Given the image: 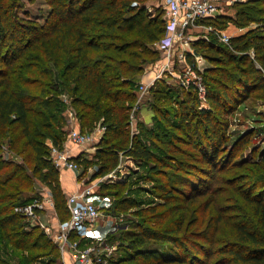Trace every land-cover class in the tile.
<instances>
[{
  "label": "trees",
  "instance_id": "obj_1",
  "mask_svg": "<svg viewBox=\"0 0 264 264\" xmlns=\"http://www.w3.org/2000/svg\"><path fill=\"white\" fill-rule=\"evenodd\" d=\"M160 1L0 0V264H36L53 253L47 264H63L51 237L15 211L43 197L42 184L57 217L70 216L61 172L51 160V145L63 147L67 140L62 119L69 102L62 95L83 132L104 128L94 159L74 158L85 172L95 166L92 179L117 170L122 155L141 164L153 160L146 181L175 172L150 192L155 202L124 195L125 182L101 184V194L115 196V214L132 210L138 217L102 242L118 250L107 264H264V146L234 159L249 136L226 150L229 121L223 119L250 97L264 101V0L236 3L234 22L256 27L229 44L214 32L191 41L194 52L214 64L203 71L206 105L197 91L182 89L180 120L173 124L181 134L168 136V146L154 153L143 134L161 139L159 131L141 121L143 130L133 133L131 110L147 56L160 57L154 45L167 31ZM229 18L222 13L199 23L223 31ZM187 60L193 62L189 52ZM154 87L157 98L168 95ZM155 104L156 125L166 128L168 116ZM183 142L197 154L185 152ZM182 153L195 162L180 159ZM207 166L212 181L179 185L192 178L176 171Z\"/></svg>",
  "mask_w": 264,
  "mask_h": 264
},
{
  "label": "rangeland",
  "instance_id": "obj_2",
  "mask_svg": "<svg viewBox=\"0 0 264 264\" xmlns=\"http://www.w3.org/2000/svg\"><path fill=\"white\" fill-rule=\"evenodd\" d=\"M222 8L224 10V14L232 17V19L229 18V24L228 26L223 29L224 34L229 35L230 37H233L235 35H239L241 33L246 32L247 29L252 28V27H256L255 23H251L247 26L244 25H240L234 22L233 17L235 15V6L236 3H241V2H232L231 0H219ZM249 1V0H247ZM246 2V1H244ZM243 3V2H242ZM159 9L163 10L164 13V9H163V5H162V1H160V3H157ZM157 9L152 8L151 13L154 15L156 14ZM165 17V15H164ZM167 21V24L169 22L168 18H165ZM207 34H209V32H207ZM167 35V31L165 36ZM164 36V37H165ZM201 36H205L202 31L200 30H195L190 29L188 31H186V36H185V40H178L177 42L174 43V45L172 46L173 48V52H172V56H171V63H175L177 64V54L184 49V47H189L191 46V41L194 39H197ZM210 39L215 40L213 37H210ZM184 41L187 42V45L184 46ZM221 40L218 38V42H220ZM222 43V41L220 42ZM154 48L157 49V51H159L160 53V57H158L155 61L154 58H152L151 56H147L148 60H146V62L144 63L145 66V72L142 74L141 78L139 79V81L137 82V94H138V98H137V102L135 107H133V109L131 110L132 113V130L133 133H138L140 132L138 129L140 127L141 130H143L141 128L140 125H138V122H141V120L138 119V112L142 107H145L148 110V115L150 118V121L145 122V124L149 127V128H155L156 130L159 131V135L158 137H160L161 139L157 138V137H153V135H151V133L149 134H143L144 139L142 140V142H144L145 140V144L147 145V147H149L152 151H154V153H158V147H167L168 143H165L164 140L168 139V136L172 135L173 133H178L179 135L181 134V132H179L176 128L177 126H173V124L178 123V121L180 120L179 117H177V113L179 112V101L181 99H183V93H182V89H185L179 82V80L177 78H174L169 72H164L163 75L161 76V78H163V83H159L158 80H160L161 78H156L153 79V82L150 83H145L142 82L141 79L142 77L145 75L146 72H152L154 71V73H158L160 72V69L163 67L162 64L165 63L167 61V58L164 56L163 54V50H161L158 46H156V43L154 45ZM209 53V52H208ZM207 53V54H208ZM210 54V53H209ZM214 64H212L209 60L204 58V62H203V71H205L206 68L212 66ZM155 74V75H156ZM208 77V76H207ZM209 82V81H208ZM211 83V82H209ZM146 85H149L148 88H145ZM211 85V84H209ZM144 86L145 88V93L143 95V97L139 100V96L141 95V87ZM159 87L158 90V94L161 93H167L168 95L166 97H164L163 99H161L160 97L157 98L155 92H153L154 90H151L152 87ZM154 87V88H155ZM62 98L65 100L67 99L66 95H62ZM68 106L67 108H63L64 109V117H63V123H65V127H68L69 125V115H68V107H70V100H68ZM154 103H156L155 105H159L161 107V109H163V113H165L168 118L166 120V123L168 121V125L165 127L164 122H163V128L162 124L160 126V129L158 128V126L156 125V123H160L159 120L156 121V119L159 118L160 115L156 114V112L154 111L155 106L153 105ZM206 105V104H205ZM68 110V111H67ZM74 112V118L75 121H77L78 125L80 123L79 120V116L78 114ZM161 114V113H160ZM223 119H227L229 121V127L227 130V141L224 147H226V150H230L235 144L240 143V141L242 140V138L244 136H249V140L242 144L241 149L237 150L234 154L236 157H234V159H239L241 156L247 154L249 151H251L253 146H257L258 148H262L264 146V101L262 99H257L255 97H250L246 100H244L242 103H240V105L233 110L232 112L226 114L225 116H223ZM142 120L145 121V118H142ZM172 124V125H171ZM79 129L82 131L80 125H79ZM102 130V129H101ZM69 131V130H68ZM87 133H92L94 135V144L96 143V140L102 135V131H97V130H93L92 132H88ZM68 135V133H67ZM67 137V136H66ZM171 137V136H170ZM159 139V141H158ZM91 144L85 145L87 148L90 147ZM181 147L183 148V150L185 152L188 153H196V150L191 147L190 145L186 144V143H180ZM93 146V145H92ZM197 154V153H196ZM178 155V154H177ZM176 155V156H177ZM10 156V155H9ZM180 157V159L184 160V161H188L187 163H194L195 162V157L194 159L191 157L186 156V154L184 155V153L179 154L178 155ZM8 157V156H7ZM91 159H94V156L92 155L90 157ZM16 161H20V159H15ZM153 160H151L149 162V164H144V162L141 164V162L134 160L133 158H130L126 155H122L121 157V164L120 167L115 170L114 172L109 173L106 176L103 177H96V179H94L97 183L96 188L98 192L100 190L101 184L102 183H110V182H116V183H126V188L124 190V195H129L134 197L135 199L141 200V201H145V202H155L157 201V199H155L154 195H152L150 192L151 191H158L157 185H159L161 182H165L167 180H172L171 176L173 173L170 170H168V172L166 173L165 176H159L158 178L155 177L154 175V182L153 181H146L143 180L144 177L148 174L150 165L152 163ZM194 165H199V167H204L203 163H197ZM190 167V166H189ZM210 167L207 166L205 167L203 170H198V169H194L191 172L188 171H176L178 172L180 175H186L187 177L192 178V181H187L185 184L183 183H179V185L181 186H187L190 187L191 185H193L192 182H194L195 184H197L200 179L204 180L206 182L212 181V172L211 170L209 171ZM84 169H86V165L81 163V167L80 170L78 171V173H83ZM94 169L95 166L91 165L89 167H87L86 173L84 171V174H93L94 173ZM187 170V169H186ZM218 173V172H217ZM110 175H115V177H111ZM198 177H202V178H198ZM102 178V179H101ZM143 178V179H142ZM179 179H176L175 181H178ZM39 190H41V186L39 185ZM102 193V192H101ZM100 193V194H101ZM110 193H112V190H110ZM105 198L102 201L96 200L97 204L100 206V210H101V217L100 220L106 219V221L108 220L110 223H113V226L111 227L112 230L110 233L113 234H117L118 232L121 231V229L125 230L128 228L129 223L132 222V220H138V217H135L133 214V211L130 210L127 215H117L115 214L114 210H113V204H114V195L113 194H108V195H104L102 194ZM43 196V195H42ZM40 196H35L33 200H35L36 198H39ZM206 198V197H205ZM204 197L201 198L200 201H203L205 199ZM135 210V208H133ZM97 229H95V231H93V233H96ZM48 236H50L48 233H46ZM97 237L102 239V240H98V241H89L86 240L84 237L81 236H76V235H72L71 236V241H78L80 246H83V248L85 247H92V246H97V245H101V243L103 241L106 240V238L102 237V233L98 232ZM107 237V236H106ZM85 241V242H84ZM105 245H108V243H106ZM111 246V245H110ZM82 248V247H81ZM46 251H49L48 249H45ZM68 251H71V253H74L73 250L71 248H68ZM118 250H115V252H113L112 256L115 257L117 255ZM56 253L51 254V256H47V257H43L42 259H40L36 264H47V261H49V259L55 258ZM13 259V258H10ZM16 261L13 260V264Z\"/></svg>",
  "mask_w": 264,
  "mask_h": 264
},
{
  "label": "built area",
  "instance_id": "obj_3",
  "mask_svg": "<svg viewBox=\"0 0 264 264\" xmlns=\"http://www.w3.org/2000/svg\"><path fill=\"white\" fill-rule=\"evenodd\" d=\"M231 1L244 2L247 0ZM133 4L137 5V2ZM162 5L165 18H168L169 22L167 24V35L161 41L157 42L156 46L163 50L167 61L162 64L163 67L156 74V78H161L165 71L169 72L174 78L179 80L180 84L186 90L192 89L197 91L202 105H205L206 86L203 81L202 69L204 57L197 55L192 48L190 50L184 48L177 54V64L171 63L172 46L178 40H185L186 31L197 26H202L203 24L199 23L200 20L222 14L224 12L222 5L219 0H163ZM150 10H152V7ZM203 27L207 32H214L218 35L222 42L226 44L230 43L231 37L229 35L218 31L212 26L203 25ZM204 37L207 38L206 35ZM188 52L193 57L192 63L187 60ZM148 87L149 85L145 86V88ZM145 88L144 86L140 88L142 91L139 100L143 97ZM68 102V99H66V103ZM68 110V127L70 128H68L67 142L77 147L93 143L95 140L94 135L81 131L77 121H75L73 110L71 108H68ZM101 129L104 131L103 127L97 128L96 130L100 132L102 131ZM51 160L60 171L64 169L79 171L81 167L72 158L69 149L64 146L58 147L51 145ZM110 176L115 177V175ZM95 183L80 192L69 195L67 207L70 216L65 221H61L57 217L54 201L49 196L39 197L27 204L20 205L15 208V211L26 217L31 225H38L48 233L54 243L57 244L62 256L68 252V248H71L77 264H107L108 259L116 250L114 245L110 246L101 243V245L83 248V246L79 245L78 241H71V236L75 234L86 238L89 227H93L101 217V208L96 200L92 199L97 190L96 185L98 182ZM48 207L54 212L57 220L56 228L42 218L44 211Z\"/></svg>",
  "mask_w": 264,
  "mask_h": 264
},
{
  "label": "crops",
  "instance_id": "obj_4",
  "mask_svg": "<svg viewBox=\"0 0 264 264\" xmlns=\"http://www.w3.org/2000/svg\"><path fill=\"white\" fill-rule=\"evenodd\" d=\"M195 30H200L202 31V33L204 35H208L206 29L202 26H197L194 28ZM187 45V42L184 41V46ZM187 50L191 49V46L189 47H184ZM156 73H154V71L152 72H146L145 75L142 77L141 81L145 82V83H150L153 82V79L156 78ZM138 119L141 120L142 122H148L150 121L149 115H148V110L145 107H142L139 112H138ZM142 118H145V121L142 120ZM95 141V140H94ZM93 145V146H92ZM64 147L68 148L72 158H76L77 156L83 154L86 158L91 157L92 155L94 156V154L96 153V146L93 143H91L90 147L87 148L86 146H82V147H77L74 145H71V143L66 142L64 143ZM61 183H62V187L64 189V191L67 193V195H71L75 192H80L81 190L85 189L86 187H88L89 185H93L96 184L95 180L96 178L92 179V175L89 174H84L83 173H78V171H73V170H69V169H64L61 170ZM86 173V172H85ZM102 179V178H101ZM41 186V193L43 196H49L52 198V195L49 191V189L44 186V185H40ZM97 191V190H96ZM94 196L92 197L93 200H99L102 201L104 200V196L102 194H100V192H96ZM44 221L50 222L51 225L55 226L56 225V218L54 215V212L52 209H50V207H48L42 216ZM113 223H110L108 220L106 221V219L103 220H98L96 222V224L93 227H89L88 231H87V237L86 239L88 241H98V240H102L100 238L97 237V233L100 232L102 233V237L106 238V236L108 235L109 232H111ZM56 228V226L54 227ZM95 229H97L96 233H93V231H95ZM64 258V259H63ZM62 263L63 264H77L73 253H71V251H68L65 253V255L62 256Z\"/></svg>",
  "mask_w": 264,
  "mask_h": 264
}]
</instances>
